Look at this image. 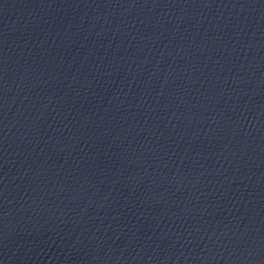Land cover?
Listing matches in <instances>:
<instances>
[{
  "label": "water",
  "instance_id": "water-1",
  "mask_svg": "<svg viewBox=\"0 0 264 264\" xmlns=\"http://www.w3.org/2000/svg\"><path fill=\"white\" fill-rule=\"evenodd\" d=\"M0 264H264V0H0Z\"/></svg>",
  "mask_w": 264,
  "mask_h": 264
}]
</instances>
